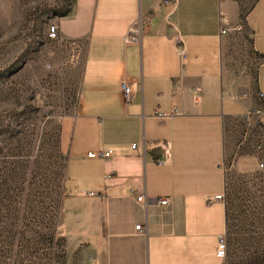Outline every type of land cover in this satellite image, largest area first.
<instances>
[{"label": "crops", "instance_id": "1", "mask_svg": "<svg viewBox=\"0 0 264 264\" xmlns=\"http://www.w3.org/2000/svg\"><path fill=\"white\" fill-rule=\"evenodd\" d=\"M55 25L54 57L80 74L76 112L60 123L75 264H224L229 171L264 161V0H76ZM245 47L260 60L254 80Z\"/></svg>", "mask_w": 264, "mask_h": 264}, {"label": "rangeland", "instance_id": "2", "mask_svg": "<svg viewBox=\"0 0 264 264\" xmlns=\"http://www.w3.org/2000/svg\"><path fill=\"white\" fill-rule=\"evenodd\" d=\"M76 0H0V264H75L62 231L67 155L80 74L55 58L49 28ZM242 56L254 80L260 63ZM229 171L227 264H264V171Z\"/></svg>", "mask_w": 264, "mask_h": 264}, {"label": "built area", "instance_id": "3", "mask_svg": "<svg viewBox=\"0 0 264 264\" xmlns=\"http://www.w3.org/2000/svg\"><path fill=\"white\" fill-rule=\"evenodd\" d=\"M164 4H168L169 0H163ZM238 31H241V27L237 28ZM222 34H226V30H222ZM49 38L51 40H57L59 38V30H58V26L57 25H52L49 28ZM142 36V25L140 22H137L129 31L128 36L126 37L125 41L128 44H135L138 43L139 39ZM179 51V55L182 59L185 58V49L183 48V46H179L178 48ZM121 91L124 97V102L126 105H129L131 103L132 97H133V89H132V85L127 81V80H122L121 82ZM166 114H162L159 115V117H166ZM137 146L134 145L133 148L135 149ZM256 150L258 152H262L264 150V135L262 136L260 142L257 144L256 146ZM167 156V154H166ZM89 158H103V159H108L110 158V152H101V153H89L88 154ZM168 160V158L166 159ZM164 161H161L160 163H163ZM260 171H264V161H260L259 162V166H258ZM90 196H97L96 193H90ZM224 197L221 196H217L215 198L216 201H223ZM144 200V196H140L138 198L139 202H142ZM162 205H167L168 204V200L167 199H162L159 202ZM137 231H142L141 230V226H138L136 228ZM228 249H229V244H228V236L224 235L221 236L218 240V251H217V256L218 258H220L224 264H227V258H228Z\"/></svg>", "mask_w": 264, "mask_h": 264}]
</instances>
